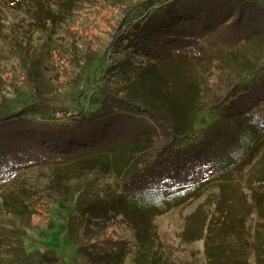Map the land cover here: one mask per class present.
Returning a JSON list of instances; mask_svg holds the SVG:
<instances>
[{"label":"trees","instance_id":"obj_1","mask_svg":"<svg viewBox=\"0 0 264 264\" xmlns=\"http://www.w3.org/2000/svg\"><path fill=\"white\" fill-rule=\"evenodd\" d=\"M79 1L0 0L23 11L36 29L68 14ZM126 18L116 35L127 50L121 62L164 61L140 63L138 83L133 78L101 93L98 107L86 114L44 101L0 110V187L30 166L74 163L84 181L74 190L75 217L95 220L108 212L129 217L142 232L132 264H166L143 227L215 188L219 198L202 228L203 261L193 264H249L250 258L264 264V166L252 172L259 159L264 161V68L233 65L228 70L234 79L215 80L216 92L225 94L214 95L216 117L200 136L194 130L199 111L164 106L168 93L162 91L173 74L178 90L195 97L197 90L181 88L189 77L173 61L197 64L206 39L232 48L264 36V2L135 0ZM104 175L117 177V191L91 188ZM7 198L2 203L8 214L27 210L28 220L35 214L23 200ZM114 243L102 238L91 245L98 248L96 255H113L119 251Z\"/></svg>","mask_w":264,"mask_h":264},{"label":"rangeland","instance_id":"obj_2","mask_svg":"<svg viewBox=\"0 0 264 264\" xmlns=\"http://www.w3.org/2000/svg\"><path fill=\"white\" fill-rule=\"evenodd\" d=\"M133 1L80 0L68 14L40 29L23 11L0 2V110L13 112L20 106L44 101L86 114L98 107L101 93L114 91L122 81L133 78L138 83L140 63L164 60L136 58L130 64L121 62L127 50L119 46L116 35L126 27L127 9ZM201 44L205 55L197 64L186 58L173 61L189 77L181 88L197 90L195 97L191 99L178 90L173 74L162 89L168 93L164 106L199 111L194 123L199 136L216 117L214 95L225 94L216 92L215 80L234 79L228 70L233 65L255 63L264 68L262 35L241 40L232 48L211 39ZM61 120L67 121L64 117ZM261 166L264 161L259 159L252 172ZM81 172L74 163L57 160L27 167L0 187V264H27L30 260H40V264H132L137 236L142 232L129 217L111 212L95 220L75 217L74 190L83 186ZM91 188L117 191L119 182L114 175H104ZM4 197L8 201L23 200L35 214L30 220L27 210L8 214L2 203ZM218 198L217 189L210 188L200 198L156 216L143 227L157 242L154 246L166 264L203 261L202 228ZM102 238L115 241L112 246L119 251L94 254L98 248L91 243L99 244ZM249 264H253L252 258Z\"/></svg>","mask_w":264,"mask_h":264}]
</instances>
